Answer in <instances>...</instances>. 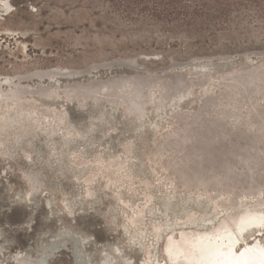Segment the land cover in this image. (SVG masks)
Here are the masks:
<instances>
[{"label": "rangeland", "instance_id": "obj_1", "mask_svg": "<svg viewBox=\"0 0 264 264\" xmlns=\"http://www.w3.org/2000/svg\"><path fill=\"white\" fill-rule=\"evenodd\" d=\"M241 2L245 5L241 10L225 14L212 32L203 33L198 25L186 30L178 21L174 23L179 27L171 29V20L152 19L148 15L152 4L141 9L125 0H0V116L3 104L12 107L10 113L20 114L15 122L0 117V264H16L19 256L27 254L22 250L30 244L37 250L56 230L77 235L83 253L98 264H104L105 257L110 264H142L146 253L156 260L145 259V264H164L166 226L174 228V236L181 229L207 228L223 219L225 211L231 214L241 208H235L233 200L251 208L264 199V190L210 188L196 179L190 181L184 172L192 168L199 173L214 155L230 152L218 147L229 134L258 133L244 120L264 110V98L255 97L253 110L243 104L235 109L219 103L203 115L215 133L208 140L203 130L188 139L178 135L181 121L188 129L202 100L225 89L242 61L253 69L256 64L247 53L264 51V0ZM216 55L230 58L224 64L207 59ZM120 58L134 59L137 70L129 75L146 68L159 73L157 69L172 60L215 61L211 70L167 68L163 72L186 73L191 80L208 78L214 84L208 90L192 86L178 106L167 105L163 115L153 111V99L161 90L158 84L143 98L144 110L136 116L122 100L105 99L107 89L84 99L67 93L70 83L121 73L113 65H102ZM94 64L101 65L90 67L88 74H70ZM49 69L59 72L50 78L35 75ZM24 75L30 76L18 80ZM15 87H24L27 93L19 99L5 97ZM45 88L48 94L40 92ZM239 97L235 94L234 100ZM23 104L30 105L32 112L18 111ZM228 111L239 118L221 114ZM55 115L59 119L53 120ZM32 117L41 123L36 126ZM218 125L224 126V133ZM44 126L55 131L47 134ZM86 126L89 133L84 136L74 129ZM16 134L22 135L19 141L14 140ZM65 135L75 136L66 146ZM87 137L93 140L87 142ZM169 140L183 148L198 142L207 146L208 155L191 161L182 152L167 151L164 145ZM33 176L37 189L32 190L29 177ZM201 216L208 217L203 221ZM65 246L70 242L49 264L69 259Z\"/></svg>", "mask_w": 264, "mask_h": 264}, {"label": "water", "instance_id": "obj_2", "mask_svg": "<svg viewBox=\"0 0 264 264\" xmlns=\"http://www.w3.org/2000/svg\"><path fill=\"white\" fill-rule=\"evenodd\" d=\"M246 55L249 61L256 64L253 69H251L246 62L242 61L239 66L235 68L236 71L232 73L229 81L225 83V89H221L215 97H205L202 100L201 106L194 112L196 120L192 122V125L188 129H185L186 123L183 120L181 121L179 127L182 133H178L179 137L188 139L198 131L203 130L204 138L208 140L215 133L213 130L208 129L209 121H207L203 115L210 114L216 109L219 103L231 105L235 109H239V105L241 104H250L252 106L256 101L255 97L257 95L264 96V51L249 52ZM212 57L215 60H220L222 64L228 62L230 58L229 55H216L208 57L207 59H211ZM100 65L101 64H94L79 70H72L70 74H88L90 67L96 69ZM102 65H113L122 72L112 74L106 79L99 78L92 81H84L82 83H70L66 87L67 93L77 99H84L87 97L93 98L96 94L100 93L101 90L107 89V92L104 94L105 99L109 101L114 99L122 100L126 105V110L136 116L143 112V98H148L151 95L152 86L155 84H158L161 88L159 98L162 101H166L167 104L177 98L185 96L194 85H197L201 89H208V78L191 80L187 78L186 73H163L167 68H174L176 70H186L188 68L189 70L196 69L204 71L214 69L217 63L215 61H201V58H194L186 62L172 60L165 66L159 67L157 69L159 73L154 74L152 69L146 68L132 75L128 73L137 70V65L133 58H120ZM58 72L59 69L41 70L35 73V75L37 77L50 78ZM29 76L30 75L18 76V80L29 78ZM221 76L222 73H219V78H221ZM4 82H8L7 77H4ZM40 92L48 94L50 91L48 88H45L41 89ZM25 93H27V90L24 87H15L11 88L10 93L7 91L4 95L7 98L19 99ZM237 93H240V97L234 100V95ZM18 110L22 113L32 112L31 106L24 104L21 105ZM221 114L227 117L231 113L228 111L226 113L222 112ZM201 116L202 118L198 119ZM250 119L252 120L251 124H254L256 130L259 132L252 135L233 133L229 134L225 141H219L218 147L225 150L228 149L230 152H222L219 155H214L213 159L205 162L201 171H198L199 173L195 172L192 168L184 171L190 181L196 179L201 181V183H205L210 188L218 186L220 189L224 190L235 188V191H238L239 188H244L246 193L255 190H264V133H261L259 130L264 127V110H257ZM219 126H221L219 132L224 133V126L218 125L216 126L217 129ZM74 129L81 136H84L85 133H89V128L87 126L83 129ZM20 137H22L21 134H16L14 140L19 141ZM74 139V135L66 136L63 138V145L66 146L68 141H73ZM91 140H93L91 137H87V142ZM0 142L2 143L3 141L0 140ZM164 148H167V151L177 154L182 152L183 156L189 158L191 161L203 155H208L209 152L207 146H202L198 142L192 144L190 147L183 148L178 146L175 140H169L165 143ZM66 153V151L63 152V154ZM187 185H191V187L195 186V184ZM234 195V198H236L237 194L234 193ZM262 205L263 204H256L253 207L258 208ZM233 206L235 208L239 207V203L236 199L235 201L233 200ZM231 214L228 213V215ZM192 222L193 221L190 220L188 223ZM244 231L245 229L242 232ZM62 236L63 235L59 234L56 230L54 236L48 237L44 243L42 241L38 244L37 250L30 244L22 251L29 254L32 260L39 258L41 255L40 264H49L50 259L54 255L64 250L66 242L63 241ZM261 238L264 240V235ZM31 243H33V241H31ZM66 250L69 259L64 264H98L97 261L89 260V257L83 253L79 242L78 257L73 254L71 246H67ZM28 260L26 257H19L18 264H26ZM12 262H15V259L12 260ZM168 264L171 263L168 262Z\"/></svg>", "mask_w": 264, "mask_h": 264}, {"label": "bare ground", "instance_id": "obj_3", "mask_svg": "<svg viewBox=\"0 0 264 264\" xmlns=\"http://www.w3.org/2000/svg\"><path fill=\"white\" fill-rule=\"evenodd\" d=\"M4 10L5 13H9L8 8H5ZM213 84L214 83L212 80L209 81L207 84L208 89L213 87ZM155 87L157 88V86ZM208 89L206 88L205 90ZM259 98H264V96H260ZM153 100H156L153 111L160 114L162 113L163 115L167 105L178 106V100H180V98H177L176 100H173L171 103L167 104L166 101H162L159 98L158 94ZM243 105L251 110L255 108L253 107L254 104L252 106L250 104ZM3 106L5 109L1 113V118H5L4 120L11 119L14 122L20 121L19 112L10 113L12 107L9 104H3ZM111 108L116 110L117 106L112 105ZM239 116L240 115L238 114L231 113L227 117L238 119ZM52 119L57 120L59 117L58 115H55L52 117ZM31 120L35 122L36 126L41 123V120L35 117H32ZM138 120L139 121L137 122V125L142 126V117ZM251 121V119L247 118L244 120V124L246 126H255L254 124H251ZM6 125L9 126L10 124ZM42 129L47 134H51L55 131L52 129H47V126L46 128L44 126ZM259 130L264 131V127ZM64 137H66V135ZM29 179L33 182V184H30L31 189H37L35 186L36 178L33 176L29 177ZM166 200L167 199H165V204H168L169 200ZM263 200L264 199L257 200V202L254 204H263ZM237 202L239 203L238 208H241L231 215H228V213H226L227 211H225L224 214L226 216L213 226L201 229H181L176 236L173 235L174 228L171 229L166 226L164 229H169V231H167L165 236V245L163 246V253L165 254L166 258L164 264H168V262L171 264H264V242H261L259 237V235L261 236V234H264V205L258 208H242L243 203H240L239 201ZM251 204L253 205V203ZM207 217L203 218L201 216L200 219L204 221L207 219ZM244 229L245 231L242 232ZM58 233L63 235V241L70 242L73 254L78 257V236L68 232L67 230H62ZM134 236L138 237L137 235ZM239 242H242V244H240L238 249H236L235 246L239 244ZM19 257H26L27 260L29 259L26 264H40L42 258L40 255L39 258L32 260L31 256L27 254H23ZM145 259L155 262L156 256L154 257V255L146 253L142 259V264H145ZM103 262L104 264H110V261L107 257L103 259ZM16 264H18V260H16Z\"/></svg>", "mask_w": 264, "mask_h": 264}, {"label": "trees", "instance_id": "obj_4", "mask_svg": "<svg viewBox=\"0 0 264 264\" xmlns=\"http://www.w3.org/2000/svg\"><path fill=\"white\" fill-rule=\"evenodd\" d=\"M131 2L141 9L148 5L154 7L148 9V15L156 20L162 21L163 18L171 20V29L179 27L174 22L181 21L186 30L202 27L201 32H212L218 19L235 13L242 8L241 0H125ZM241 2V3H240ZM131 7L126 6L130 13ZM132 14V13H131ZM162 18V19H161ZM169 23V22H168ZM174 23V24H173ZM181 27V28H182Z\"/></svg>", "mask_w": 264, "mask_h": 264}]
</instances>
